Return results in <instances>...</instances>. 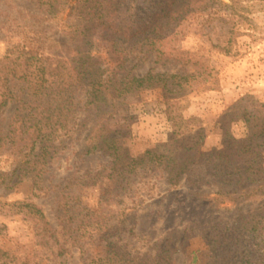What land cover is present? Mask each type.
Returning a JSON list of instances; mask_svg holds the SVG:
<instances>
[{"label": "trees", "instance_id": "16d2710c", "mask_svg": "<svg viewBox=\"0 0 264 264\" xmlns=\"http://www.w3.org/2000/svg\"><path fill=\"white\" fill-rule=\"evenodd\" d=\"M28 1L41 14L36 20L43 22L57 20L70 7L65 36L74 56L68 60L46 56L55 45L43 41L38 30L31 31V39L6 50L0 59V157L13 155L15 173L31 174L34 197L45 189L52 161L73 144L80 145L82 157L103 154L110 158L112 174L97 209L82 200L84 189L96 186L90 171L58 193L59 231L38 205H9L16 215L40 225V254L50 264L74 249L82 255L81 264H176L179 253L187 264H264V217L255 226L243 225L242 231L209 233L202 249L191 251L192 236L186 233L179 249L161 242L153 253L134 240L133 231H113L120 227L111 226L110 213L98 216L127 199L135 207L124 210H135L139 202L134 199L153 178L176 188L188 175L199 173L203 184L217 186L216 196L235 206L264 193V118L249 122L243 117V138H233L225 130L221 145L205 150L209 133L200 120L178 119L172 109L173 100L216 84L209 57L191 56L177 44L194 36L209 44V53L237 56L239 11L246 10L242 2L250 0H230L229 5L220 0ZM6 32V38H14V31ZM147 64L153 67L144 75L135 73ZM154 89L170 97L166 115L172 136L133 156L121 144L122 132L129 126L119 111L134 94ZM10 108L5 121L2 116ZM233 114L230 108L221 123L229 127ZM18 261L0 247V264Z\"/></svg>", "mask_w": 264, "mask_h": 264}, {"label": "rangeland", "instance_id": "374dc122", "mask_svg": "<svg viewBox=\"0 0 264 264\" xmlns=\"http://www.w3.org/2000/svg\"><path fill=\"white\" fill-rule=\"evenodd\" d=\"M229 5L230 0H220ZM246 10H240L242 16L237 30V56H226L217 52L209 53L210 46L204 39L190 36L177 44L180 51L191 56L205 55L214 69L216 84L201 86L193 93L173 100V112L178 119L197 118L201 126L209 133L204 141V149L210 150L221 145L225 130L238 140L246 132V121L252 118H264V0L243 1ZM70 7L53 22L36 20L41 14L28 0H0V59L9 46L23 43L33 37L32 30L40 32L39 37L55 48L47 55L68 60L74 56V47L65 36ZM228 28V27H227ZM7 30L14 31V38H6ZM153 65L147 64L135 73L144 75ZM164 68L158 71H164ZM170 97L162 89L146 90L131 96L124 108L119 111L127 118L126 129L122 132L121 144L131 155L138 156L148 150L168 142L172 128L166 111ZM230 108L234 109L229 127L221 123V118ZM12 108L2 116L8 120ZM236 119V120H232ZM237 119H240L237 122ZM237 123V124H236ZM80 145L73 144L59 159L52 161L46 176L44 190L34 197V183L29 172L16 169L13 155L0 157V247L19 258V264H50L47 256L40 254L37 243L40 240V225L24 215H16L9 205L16 202H31L43 209L56 231L60 230L61 211L58 193L73 179L90 171L95 176L96 186L84 189L83 203L92 209L100 207V198L111 185L110 158L103 154L92 157L80 155ZM264 167V161H263ZM199 173L188 175L176 188H171L164 179L153 178L143 187L135 210H124L134 204L130 199L118 206L105 207L98 216L109 213L111 226L120 227L113 231H133L135 241L143 249L155 252L161 242L180 248L183 236H192L189 249L198 250L204 246V237L214 231H226L228 234L242 231L243 225L255 226L264 217V193L256 199L238 206L216 196L217 186L202 183ZM264 184V175L261 177ZM264 190V189H263ZM164 243V244H165ZM82 255L76 249L56 264H81ZM176 264H187L186 257L179 253ZM54 264V263H53Z\"/></svg>", "mask_w": 264, "mask_h": 264}]
</instances>
